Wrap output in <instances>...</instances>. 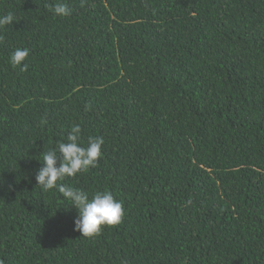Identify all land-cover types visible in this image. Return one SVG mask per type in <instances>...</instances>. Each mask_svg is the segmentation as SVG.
<instances>
[{
    "label": "trees",
    "instance_id": "1",
    "mask_svg": "<svg viewBox=\"0 0 264 264\" xmlns=\"http://www.w3.org/2000/svg\"><path fill=\"white\" fill-rule=\"evenodd\" d=\"M8 12L0 264H264V0H0ZM74 125L102 157L58 184L125 212L92 238L35 179Z\"/></svg>",
    "mask_w": 264,
    "mask_h": 264
},
{
    "label": "clouds",
    "instance_id": "2",
    "mask_svg": "<svg viewBox=\"0 0 264 264\" xmlns=\"http://www.w3.org/2000/svg\"><path fill=\"white\" fill-rule=\"evenodd\" d=\"M83 3V0H82ZM56 17H67L70 9L66 3L57 2L49 6ZM15 17L11 12L0 15V29L11 25ZM3 36H0V41ZM29 55L27 48H17L9 56L12 68L26 69L23 62ZM81 128L79 125L71 127L65 141L57 142V146L43 154V166L36 172L37 187L42 191L58 189L62 199L77 210L74 220V230L81 233L82 237L92 238L99 235L105 226H116L122 222L124 208L110 191H96L91 196L85 190L58 184L66 177H74L98 165L102 157L103 137L89 136L87 146L80 140ZM59 164V166H57Z\"/></svg>",
    "mask_w": 264,
    "mask_h": 264
}]
</instances>
